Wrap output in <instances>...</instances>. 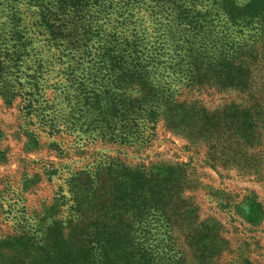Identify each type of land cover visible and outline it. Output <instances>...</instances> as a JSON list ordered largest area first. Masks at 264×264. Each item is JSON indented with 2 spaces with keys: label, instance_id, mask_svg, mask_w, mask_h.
<instances>
[{
  "label": "rangeland",
  "instance_id": "1",
  "mask_svg": "<svg viewBox=\"0 0 264 264\" xmlns=\"http://www.w3.org/2000/svg\"><path fill=\"white\" fill-rule=\"evenodd\" d=\"M75 1L0 0V264L28 257L12 239L41 241L57 220L67 227L79 216L84 189L91 197L87 225L97 221L100 231L94 236L87 227V264H105L101 243L92 242H106L105 226L126 223L133 235L141 222L162 264H264V23L235 26L218 0H80L74 7ZM182 10L193 23L181 18ZM126 49L142 57L156 86L176 89L179 101L211 111L239 104L249 110L241 119L253 126L240 131L224 114L212 140L192 142L163 119L136 122L138 86L118 79L107 54L119 58ZM231 55L249 71L242 88L215 82L217 58ZM191 61L200 76L188 87L181 70ZM123 110L133 119L128 139L100 137L111 112L121 119ZM115 122L111 132L118 135L122 123ZM211 143L235 163L214 167ZM110 157L131 165L170 159L189 163L194 174L167 215L152 209L141 222L131 214L123 219L106 213L114 183L87 176ZM137 244L130 241L131 252Z\"/></svg>",
  "mask_w": 264,
  "mask_h": 264
},
{
  "label": "trees",
  "instance_id": "2",
  "mask_svg": "<svg viewBox=\"0 0 264 264\" xmlns=\"http://www.w3.org/2000/svg\"><path fill=\"white\" fill-rule=\"evenodd\" d=\"M79 1L73 2V6H77ZM87 2L89 3L88 0ZM218 5L228 21L235 26H248L255 23V21L264 23V0H251L243 6L236 5L231 0H218ZM185 10L179 11L178 14L181 18L189 20V23H193V18L189 11ZM74 11L80 13L77 9ZM69 22H73L71 27H77V19L71 20L70 18ZM88 26L89 23L87 22V28ZM112 52V50H107V54L111 58L110 61L113 62L111 69L113 71L118 69V73L115 72L118 79H122L124 82L134 80L138 86L140 94L134 100L137 104L134 107L128 104L136 108V114L138 115L136 122L140 119H146L148 123L156 125L160 119H163L167 124V128L174 134L182 135L192 142L212 140V136L219 130L217 128L220 124V116L224 114H227V118L231 115L233 119H236L233 124L238 129H241L240 131L247 132L253 126L248 119H241L243 116H248V108L232 103L211 111L197 102L179 101L176 98V89L154 84L151 80L152 72L148 66L143 65V59L140 55L136 54L133 56L126 49L119 58H116ZM234 58V55L217 58L218 65L221 67L213 68L217 77L215 82L223 87L242 88L246 84L245 78L249 77V71L247 70V74L243 68V63H233L232 60ZM250 59L252 60V54ZM212 64L211 66H213ZM246 65L250 67L249 64ZM181 72L187 78L186 85L188 87L197 85L195 80L200 74L197 75L198 71L196 68L194 69L192 61L187 66L182 67ZM124 108L127 109V105ZM124 111L120 115L121 119H118L111 112L112 117L107 119L110 122L104 127L101 126L103 131L100 137L109 136L110 138H116L120 142L128 139L127 133L133 119H131V115ZM115 117V121L122 123V126H120L122 130L120 131L118 128V135H115V131L111 132L117 127L116 122L113 121ZM189 123H193L192 126ZM137 126L136 136L138 139L143 140L145 144L147 137H145L139 123H137ZM217 145L219 144L211 143L209 161L214 167L218 164L224 168L231 167L235 163V157H224L227 153L218 150ZM76 174L79 176L86 174V172L79 171ZM193 174L194 172L190 169L189 163L165 159L153 161L148 165L142 162L137 165H131L120 157H110L100 162L93 171H87L88 178L105 179L106 182L114 183L110 187L116 188L114 190L116 195H112L110 203L106 202L109 205L106 213L122 217L123 219L127 214H131L132 217L137 218L140 222L152 209V212L167 215L170 212V208L168 209L169 205L175 206L180 203L179 196L188 188L186 186L190 184L189 178ZM72 181L76 182L78 179L74 177L71 178L70 182L72 183ZM129 183L130 185L127 186ZM84 191L86 190L84 189ZM84 191L80 194L78 202L81 208L78 211L79 216L69 219L67 227L63 226V220H57L45 229V236L41 241L31 242V240H27L23 242L24 238H21L15 242L13 239L9 242L12 246H15L14 248H20L28 256L22 260L21 264H87V227L89 233H93L92 231L95 229L94 236H98L100 231L96 227L97 221L91 224L92 227L87 225V199L91 197L85 195ZM91 203H96V200L90 201ZM94 207L96 210L97 206ZM103 229L106 230L104 236L106 242H100L98 239L94 241L96 238L92 242L95 245H100L101 243L100 247L103 255L101 259L105 264H162V260L158 259L153 246L149 243L150 228L148 224L139 223L133 235L131 234V226L126 223L119 227L108 225ZM65 230L68 231L67 234ZM130 241L138 242L134 253L130 250ZM93 249L94 247L90 251H93ZM115 249H117L118 255H111ZM96 260L90 259L88 264H101V261ZM14 262H17V260H10L8 263L15 264Z\"/></svg>",
  "mask_w": 264,
  "mask_h": 264
}]
</instances>
